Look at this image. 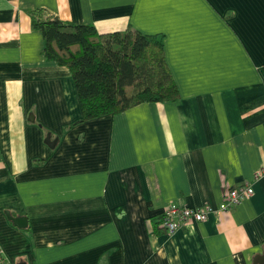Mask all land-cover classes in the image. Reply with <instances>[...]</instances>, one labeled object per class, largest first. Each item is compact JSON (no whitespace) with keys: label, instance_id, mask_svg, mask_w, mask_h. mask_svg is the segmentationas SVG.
I'll return each instance as SVG.
<instances>
[{"label":"crops","instance_id":"crops-1","mask_svg":"<svg viewBox=\"0 0 264 264\" xmlns=\"http://www.w3.org/2000/svg\"><path fill=\"white\" fill-rule=\"evenodd\" d=\"M37 8L160 37L177 97L76 122L71 71L45 56ZM260 168L264 0H0V264H254ZM244 181L252 193L218 210ZM170 203L215 210L168 233Z\"/></svg>","mask_w":264,"mask_h":264},{"label":"trees","instance_id":"trees-1","mask_svg":"<svg viewBox=\"0 0 264 264\" xmlns=\"http://www.w3.org/2000/svg\"><path fill=\"white\" fill-rule=\"evenodd\" d=\"M32 26L43 52L71 71L85 121L123 111L141 101L171 100L178 90L166 65L160 37L127 27L99 33L91 23H73L37 8Z\"/></svg>","mask_w":264,"mask_h":264},{"label":"built area","instance_id":"built-area-1","mask_svg":"<svg viewBox=\"0 0 264 264\" xmlns=\"http://www.w3.org/2000/svg\"><path fill=\"white\" fill-rule=\"evenodd\" d=\"M264 168L258 169L253 178L259 177ZM252 193V187L249 181L237 183L228 188L218 204V210L227 211L232 205L238 203L241 199ZM215 209L208 204H201L195 207L170 203L165 206L160 213L157 225L166 232L171 233L177 228L186 225L191 221H199L206 218L209 212ZM4 259L3 249L0 246V263Z\"/></svg>","mask_w":264,"mask_h":264},{"label":"water","instance_id":"water-1","mask_svg":"<svg viewBox=\"0 0 264 264\" xmlns=\"http://www.w3.org/2000/svg\"><path fill=\"white\" fill-rule=\"evenodd\" d=\"M12 219L18 226L26 224L25 216H13ZM253 262L254 264H264V244L262 250L254 256Z\"/></svg>","mask_w":264,"mask_h":264}]
</instances>
